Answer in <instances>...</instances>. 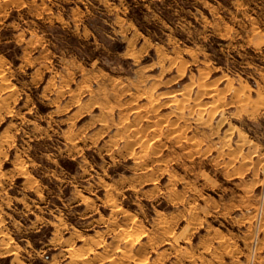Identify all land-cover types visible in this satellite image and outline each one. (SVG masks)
<instances>
[{
    "label": "rangeland",
    "instance_id": "374dc122",
    "mask_svg": "<svg viewBox=\"0 0 264 264\" xmlns=\"http://www.w3.org/2000/svg\"><path fill=\"white\" fill-rule=\"evenodd\" d=\"M144 257L264 264V0H0V264Z\"/></svg>",
    "mask_w": 264,
    "mask_h": 264
},
{
    "label": "bare ground",
    "instance_id": "6f19581e",
    "mask_svg": "<svg viewBox=\"0 0 264 264\" xmlns=\"http://www.w3.org/2000/svg\"><path fill=\"white\" fill-rule=\"evenodd\" d=\"M6 97V96H5ZM240 133V132H239ZM242 135V134H241ZM241 137V136H240ZM239 137V138H240ZM131 229V228H130ZM124 232V235L125 236H131V237H135L136 235H138V234H136V232L134 231V230H132V231H130L129 230V228L128 229H125V230H123ZM123 235V234H122ZM115 242V241H114ZM145 258V257H144ZM88 260V259H87ZM136 264H147V261H146V258L145 259H143V258H141V259H137V262H136Z\"/></svg>",
    "mask_w": 264,
    "mask_h": 264
},
{
    "label": "crops",
    "instance_id": "0c3cea01",
    "mask_svg": "<svg viewBox=\"0 0 264 264\" xmlns=\"http://www.w3.org/2000/svg\"><path fill=\"white\" fill-rule=\"evenodd\" d=\"M139 26V25H138ZM146 26V25H145ZM140 27V26H139ZM141 29V28H140ZM137 262V261H136ZM136 264V263H135Z\"/></svg>",
    "mask_w": 264,
    "mask_h": 264
}]
</instances>
